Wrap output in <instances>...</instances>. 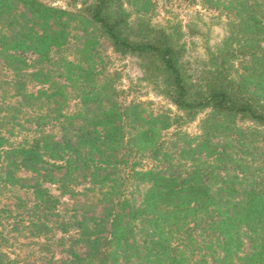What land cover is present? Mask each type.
Returning <instances> with one entry per match:
<instances>
[{
	"label": "trees",
	"instance_id": "16d2710c",
	"mask_svg": "<svg viewBox=\"0 0 264 264\" xmlns=\"http://www.w3.org/2000/svg\"><path fill=\"white\" fill-rule=\"evenodd\" d=\"M111 1L71 12L0 0V187L29 197L0 207V264H264V0L245 5L242 81L221 64L196 90L178 40L123 35ZM71 24L155 65L151 91L176 113L118 103L90 56L62 64L51 50ZM203 112L198 134L182 131ZM228 136L237 148H219ZM14 234L36 240L23 246L32 260L14 253Z\"/></svg>",
	"mask_w": 264,
	"mask_h": 264
},
{
	"label": "rangeland",
	"instance_id": "374dc122",
	"mask_svg": "<svg viewBox=\"0 0 264 264\" xmlns=\"http://www.w3.org/2000/svg\"><path fill=\"white\" fill-rule=\"evenodd\" d=\"M48 6L75 12L84 7L92 6L96 0H40ZM250 0H112L109 16L119 24L123 35L132 40L147 37L152 30L164 29L183 50L182 71L189 86L196 90L212 79L217 69L223 68L233 78L242 81V18L246 15L245 5ZM65 44L53 47L52 54L64 53L68 68L79 66L85 68L90 61L85 56H90L91 63L96 70L102 72V77L115 89L113 99L125 106L131 103L151 102L148 109L170 110L176 113L173 106L161 97L154 95L148 83L156 74V66L146 60L132 56H123L114 52L110 44L95 28L85 24H71L67 28ZM56 59H54L55 61ZM70 64V65H69ZM73 65V66H72ZM57 66H53L55 69ZM58 70V69H56ZM61 71V70H58ZM157 76V75H156ZM55 80L58 76L54 75ZM101 77V78H102ZM151 77V78H150ZM161 76L158 74V79ZM151 81V80H150ZM241 86H242V82ZM67 91L72 90V85H66ZM68 106L76 104L75 94L69 95ZM208 112L200 113L193 121L182 128L183 132L198 134L202 121ZM251 127L248 123H237L236 128L244 131ZM244 129V130H243ZM247 133V132H246ZM262 135H246L247 140L259 141ZM230 136L216 139L219 148H237ZM258 146L255 147L256 150ZM259 158V157H258ZM255 160H258L257 157ZM255 160H250L252 163ZM258 162V161H256ZM259 166V165H256ZM0 187V207L12 208L20 206V200L29 201L26 194L17 193L15 190H5ZM70 203L67 199H63ZM14 234L12 242H20L17 246L21 259L31 254V250L23 246L36 241H28ZM11 243V242H10ZM15 244V243H14ZM61 249L52 247L56 260L62 258ZM33 256V255H32Z\"/></svg>",
	"mask_w": 264,
	"mask_h": 264
}]
</instances>
